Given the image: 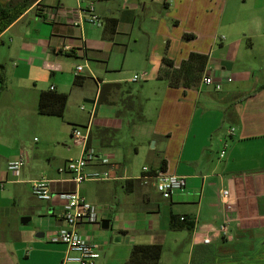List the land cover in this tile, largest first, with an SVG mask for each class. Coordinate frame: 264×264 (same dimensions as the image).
Segmentation results:
<instances>
[{
  "label": "crops",
  "instance_id": "1",
  "mask_svg": "<svg viewBox=\"0 0 264 264\" xmlns=\"http://www.w3.org/2000/svg\"><path fill=\"white\" fill-rule=\"evenodd\" d=\"M11 1L21 0H0V8ZM68 1L29 0V8L0 34V264L62 263L66 247L51 242L64 226L61 203L29 199L32 182L42 177L52 181L54 194L75 190L59 169L78 159L81 149L74 144V130L64 127L69 96L63 119L40 115L37 106L43 91L66 94L71 83L83 89L89 82L96 86L94 96L81 93L97 109L90 127L97 162L89 170H110L119 180L108 183L121 185L125 196L135 199L119 204L118 214L101 211L109 232L101 225L80 226L83 237L99 246L95 264H125L134 245L154 244L163 247L160 264H174L185 243L184 264H227L229 258V264L239 259L264 264V0H77L73 9ZM90 3L101 28L69 14ZM109 19L119 21L112 38ZM185 34L195 38L184 41ZM191 53L209 56L203 79L221 83V90L203 79L185 89L160 78L170 71L165 57L178 69ZM63 57L73 60L68 69H63ZM258 60L259 66L254 64ZM78 66L83 67L79 74ZM130 71L142 77L138 90L131 86ZM108 83L124 87L117 102L99 105L100 87ZM129 97L142 106L144 123L131 125L127 110L117 116L124 109L121 100ZM25 101L30 111L14 112ZM82 125H89L88 114ZM28 126L42 138H34V146ZM128 130L154 140V146L124 145L120 136ZM105 158L111 165L102 163ZM19 159L25 166L14 177L8 164ZM162 160L166 172L186 179L184 189L167 201L152 182L139 180L127 192L125 181L138 180L143 167L159 169ZM135 162L141 163L139 170ZM102 190L112 192L111 187ZM226 190L229 196L223 199ZM226 213L229 236L211 233V244L204 245L198 229L219 226ZM172 216L186 217L192 230H170ZM237 247L245 250L240 257Z\"/></svg>",
  "mask_w": 264,
  "mask_h": 264
},
{
  "label": "built area",
  "instance_id": "2",
  "mask_svg": "<svg viewBox=\"0 0 264 264\" xmlns=\"http://www.w3.org/2000/svg\"><path fill=\"white\" fill-rule=\"evenodd\" d=\"M39 9L42 7L38 6ZM71 16L79 17L80 22L93 28L103 27V23L99 19L95 11L93 3L86 7H78L75 10H70ZM76 25L79 22H75ZM71 50V48H66ZM83 70L82 66L76 67V73L79 74ZM142 80L140 75L132 77L133 83H139ZM230 82L231 80L228 79ZM203 83L207 86H212L215 90L219 91L222 88L221 83H215L213 79L205 77ZM53 89V88H51ZM96 106L94 105L91 110H86L85 106L81 107V111L86 112L89 116V125L83 129H74L72 137L75 146L81 149V156L78 159L68 160L62 168L59 169L60 174L67 175V181L76 185V189L68 192L52 193L49 185L52 181L46 177H42L32 182L31 192L36 199L45 202H52L57 200L61 203L60 217L64 223L58 232L51 238V242L60 243L66 247L65 255L61 264H95L101 257L99 246L95 243L89 242L80 233L79 228L82 225H99V213L95 205L91 204L85 196H83L79 188L86 182H112L117 181L119 178L112 175L110 170H89L90 166L97 162V151L90 143V127L96 115ZM234 132V129L231 130ZM225 156V151L221 152L220 157ZM104 165H111L110 159H102ZM25 166V160L19 159L8 164V172L14 177H20L22 169ZM138 180L143 181L145 184L152 182L156 192L163 200H170L175 192H178L186 187V179L181 176L162 172L158 169L153 170L149 167H143L141 176ZM229 192L223 191V199H227ZM225 209L230 211L228 203H224ZM184 217L181 221H184ZM231 217L226 213L222 224L219 226H207V231L198 229L197 236L202 237L204 245L211 244L210 234H217L224 238L229 236V224Z\"/></svg>",
  "mask_w": 264,
  "mask_h": 264
},
{
  "label": "trees",
  "instance_id": "3",
  "mask_svg": "<svg viewBox=\"0 0 264 264\" xmlns=\"http://www.w3.org/2000/svg\"><path fill=\"white\" fill-rule=\"evenodd\" d=\"M106 1V0H101ZM29 8V0L11 1L7 7L0 8V34L8 28L13 22H15L27 9ZM109 35L112 38L116 33L118 25L117 19H109ZM195 36L185 34L183 36L184 41H191ZM209 60V56L198 53H191L189 58L183 61L178 69L174 68V63L167 59H163V63L170 69L164 75L161 74L160 78H165L173 88L183 87L185 89H191L197 87L203 79V75ZM3 66L0 65V83L4 84V77L2 75ZM167 76V77H166ZM80 77L76 78L75 85H81ZM123 85L120 83H108L102 84L100 87L98 104H114V99L117 96V92L123 89ZM131 89H129L130 91ZM132 97L121 100V104L124 105V109L118 111L117 116L120 117L122 113L127 110L130 114L131 125L137 123H144L145 118L142 115V106L135 104ZM68 103V95L57 93L54 89L43 91L40 93L37 112L44 116H54L63 119ZM159 171L166 172V161L162 160ZM139 180H127L124 183V187L127 192H132L133 185ZM182 217L172 216L170 219V230H192V225L186 217L184 221H181ZM163 254V247L160 244L154 245H134L129 259L125 264H160V260Z\"/></svg>",
  "mask_w": 264,
  "mask_h": 264
},
{
  "label": "rangeland",
  "instance_id": "4",
  "mask_svg": "<svg viewBox=\"0 0 264 264\" xmlns=\"http://www.w3.org/2000/svg\"><path fill=\"white\" fill-rule=\"evenodd\" d=\"M75 2H77V0L75 1L69 0L67 2L68 8L70 9L76 8L77 6ZM262 15L264 16V12L261 14V16ZM62 60L64 61L62 62L63 69L64 68L68 69L69 66L72 65V62L70 61H73V60L71 58L63 57ZM260 62L261 60H258V61H255L254 64L259 66ZM129 66H130V69H133L135 67L134 64H130ZM130 72H131V76H133V74L135 75L134 71H130ZM85 75H87L86 72H85ZM131 86L135 90H138L140 88L139 83H133L131 84ZM82 92L86 93L85 97H88V96L93 97L96 92V86L93 84V82H89L88 84H86L85 88L83 89L73 88L72 83L71 85L67 86L66 94L69 96L70 103L67 108L68 123L65 122L66 123L65 125L67 126H64V127H66V129L69 130V132H72L74 129H83L82 124L87 120V113L81 111V107L85 106L86 110L88 111V110H91L93 106L92 104L86 102V99H84L83 95H81ZM114 101L117 102L118 98H115ZM29 105L30 103H27L26 101L20 102L19 104L15 105L14 112L22 113L23 111H30ZM28 136H29V142L33 146L35 144L33 141L34 138H37L38 141L42 140V138L37 133L33 132V129L31 126H28ZM120 141H122V143L127 146H130L131 144H133V142L136 143L137 145L139 144L140 147L152 148L154 146L153 144L154 140H151V142H149L148 137L143 136V135L138 136L134 134L133 132H131V130L123 132V134L120 136ZM54 149H59L60 151H63L61 150L62 148H58V147H55ZM134 167L135 169L139 170V168H141V163L134 164ZM103 187L104 188L111 187L112 192L111 190L109 191L102 190ZM124 192L125 191L123 190V187L121 185H117L114 183H108V182L106 183L86 182L83 185H81V194L87 197V200L91 204L95 205L100 218H102L103 216V213L101 211L105 213L113 212L115 214H118L119 211L117 210L119 209V204H122L124 202L131 203L133 200H135L134 197L132 196H128L127 198ZM32 195L33 194H31L29 201L36 200V197ZM165 205H168V204H165ZM100 221L103 222L104 220L100 219ZM102 222L99 224V226L102 224ZM101 231L109 232L110 230L108 229V230H101ZM171 234L178 235V233H174V232H172ZM257 234L258 232H255V235ZM255 238H257V236ZM187 246H188L187 243H185L180 247L179 254L176 257L174 264H184L185 263L184 261L188 255ZM255 250L254 249L252 250V255L255 254ZM244 251L245 250L243 249V247H237L236 257L242 256ZM167 256H172V252L167 253ZM231 259L232 258L226 259V261L228 262L227 264H229ZM238 264H241L240 259L238 260Z\"/></svg>",
  "mask_w": 264,
  "mask_h": 264
},
{
  "label": "water",
  "instance_id": "5",
  "mask_svg": "<svg viewBox=\"0 0 264 264\" xmlns=\"http://www.w3.org/2000/svg\"><path fill=\"white\" fill-rule=\"evenodd\" d=\"M101 226H102L103 230H108L109 229V222L108 221H103Z\"/></svg>",
  "mask_w": 264,
  "mask_h": 264
}]
</instances>
